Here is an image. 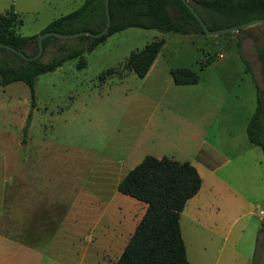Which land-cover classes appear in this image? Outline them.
<instances>
[{
    "label": "rangeland",
    "instance_id": "374dc122",
    "mask_svg": "<svg viewBox=\"0 0 264 264\" xmlns=\"http://www.w3.org/2000/svg\"><path fill=\"white\" fill-rule=\"evenodd\" d=\"M83 1L0 0V12L13 7L17 32L35 37ZM156 40L145 77L124 68ZM263 46L264 24L219 36L128 28L38 76L33 98L23 82L0 87L1 264H114L146 208L117 183L145 156L203 179L180 214L190 264H264V154L245 132L264 101ZM183 68L196 84L173 83Z\"/></svg>",
    "mask_w": 264,
    "mask_h": 264
},
{
    "label": "trees",
    "instance_id": "16d2710c",
    "mask_svg": "<svg viewBox=\"0 0 264 264\" xmlns=\"http://www.w3.org/2000/svg\"><path fill=\"white\" fill-rule=\"evenodd\" d=\"M210 30L232 27L244 22L264 19V0H187ZM110 26L107 35L98 39L82 36L76 40L81 46L66 48L60 39L43 40V54L47 47L56 54L48 61H25L16 54L0 48V87L23 82L34 96L37 77L50 73L69 59L93 51L114 33L128 28L173 32L180 35L204 34L201 27L180 0H109ZM17 15L11 7L0 12V43L9 45L25 55L37 52V36L17 34ZM104 0H84L74 11L52 20L41 32L52 31L72 34L81 31L97 33L105 25ZM33 43L34 52L25 53ZM164 41L156 40L140 51L132 52L124 68L138 78L148 73ZM258 56L264 66L263 48ZM85 62L78 63L84 67ZM249 70V68H247ZM110 71L102 73L110 75ZM175 85H192L198 82L189 69L170 72ZM30 114L26 118L28 123ZM248 142L258 146L264 154V101L257 98L254 113L245 128ZM201 177L188 162H178L166 157L145 156L128 171L117 184V191L146 205L145 211L129 236L120 256L114 264H190L180 230V214L188 200L201 187Z\"/></svg>",
    "mask_w": 264,
    "mask_h": 264
},
{
    "label": "water",
    "instance_id": "95a60500",
    "mask_svg": "<svg viewBox=\"0 0 264 264\" xmlns=\"http://www.w3.org/2000/svg\"><path fill=\"white\" fill-rule=\"evenodd\" d=\"M180 1L185 5V7L188 9V11L192 14L194 19L197 21V23L201 27L203 33L206 35L219 36V35H223V34L229 33V32H237L241 29L249 28V27H252L254 25L264 24V19L257 18V19H253V20H250V21H247V22H244L242 24L235 25L232 27H226V28H222V29H218V30H210L206 26V24L203 22V20L200 18L198 13L194 10L192 5L187 0H180ZM108 3H109V0H104V13H105L106 22H105L103 29L97 33H93L90 31H81V32L72 33V34H60V33L52 32V31L43 32L37 36V41H36L37 42V52L31 56L25 55L23 52L17 51L13 47L6 45V44H3V43H0V48L6 49V50L16 54L22 60L31 61V60H37L42 56V53L44 51L43 40L48 38V37H55V38L60 39V40H68V39H77V38L82 37V36H88V37H91L93 39H98L102 36L107 35L108 30H109L110 15H109V10H108ZM263 52H264V46H263Z\"/></svg>",
    "mask_w": 264,
    "mask_h": 264
},
{
    "label": "crops",
    "instance_id": "0c3cea01",
    "mask_svg": "<svg viewBox=\"0 0 264 264\" xmlns=\"http://www.w3.org/2000/svg\"><path fill=\"white\" fill-rule=\"evenodd\" d=\"M80 6H81V5H80ZM80 6H79V7H80ZM79 7H78V8H79ZM76 9H77V8H76ZM74 10H75V9H74ZM74 10H73V11H74ZM71 12H72V11H71ZM1 13H3V12H1ZM15 13H16V15H17V17H18V18H17V23H16V25H17V26H16V32H17L18 29H19V27L22 26L23 21H22V18H21V15L19 14V12H15ZM62 16H63V15H62ZM55 19H56V18H55ZM53 20H54V19H53ZM50 22H51V21H50ZM50 22H49V23H50ZM17 34H19V33L17 32ZM19 35H20V34H19ZM21 36H22V35H21ZM153 63H154V62H153ZM152 65H153V64H152ZM150 68H151V67H150ZM149 70H150V69H149ZM205 166L208 167V166H209V162H205ZM111 168H113V167H111ZM111 168H110V169H111ZM196 170H197V169H196ZM213 171H214V170H213ZM213 171H211V172L214 173ZM120 180H121V179H120ZM201 180H202V183H201L200 190L198 191V193H197L194 197H192L190 200H188L187 203H188L189 201L194 200L195 198H197V196H199V193H200V191H201V188L203 187V179H201ZM117 184H118V183H117ZM211 189H212V188H211ZM211 191H214V190L212 189ZM187 203H186V204H187ZM100 219H101V218H98V221H97V222L95 223V225L93 226V230L96 229V226H97V224L100 222ZM107 222H108V221H107ZM109 223H111V222H109ZM116 223H117V222H115V223H111V224H116ZM181 234H182V233H181ZM182 238H183V237H182ZM111 240H113V238H111V237L108 238V241H111ZM4 241H5V240L3 239V242H4ZM183 241H184V240H183ZM1 256H2V255H1V251H0V260H1ZM187 259H188V258H187ZM0 264H1V262H0ZM241 264H243V263H241Z\"/></svg>",
    "mask_w": 264,
    "mask_h": 264
},
{
    "label": "built area",
    "instance_id": "2783aa9c",
    "mask_svg": "<svg viewBox=\"0 0 264 264\" xmlns=\"http://www.w3.org/2000/svg\"><path fill=\"white\" fill-rule=\"evenodd\" d=\"M260 215L264 217V213L260 212Z\"/></svg>",
    "mask_w": 264,
    "mask_h": 264
}]
</instances>
